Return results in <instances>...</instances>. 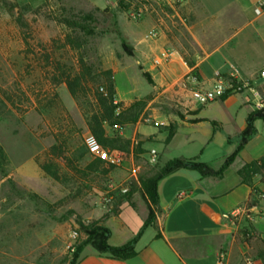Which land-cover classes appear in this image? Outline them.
<instances>
[{
    "label": "rangeland",
    "instance_id": "rangeland-1",
    "mask_svg": "<svg viewBox=\"0 0 264 264\" xmlns=\"http://www.w3.org/2000/svg\"><path fill=\"white\" fill-rule=\"evenodd\" d=\"M150 2L0 0V148L6 159L4 171H0V264H69L75 247L85 239L80 224L105 227V221L120 209L147 218V201L140 191L130 190L143 172L161 166L163 143H147L143 157L140 145H131L123 167L105 164L106 173L101 168L83 177L78 171H85V164L97 157L89 149L85 117L65 85L54 80L63 69L77 70L78 52L63 45L65 35L71 33L82 41L79 53L94 72H112L116 101L129 99L132 91V103L144 102L151 96V86L133 56L123 49L126 45L132 50L126 40L127 24H138L147 15L171 16L175 12L181 24L190 22L181 4L169 6L160 1L151 3L141 19L130 17L132 7ZM63 19L78 26L87 24L92 33L70 30ZM182 30L179 43L192 55L194 46L184 27ZM149 31L143 33L144 40ZM189 55L185 61L191 65ZM257 90L264 95V87ZM243 95L254 100L249 92ZM55 144L63 146L71 162L56 161L60 182L39 168ZM151 149L160 159L156 164L149 163ZM108 195L112 202L105 204ZM153 210L155 220L157 210ZM134 222L130 219L129 223Z\"/></svg>",
    "mask_w": 264,
    "mask_h": 264
},
{
    "label": "crops",
    "instance_id": "crops-1",
    "mask_svg": "<svg viewBox=\"0 0 264 264\" xmlns=\"http://www.w3.org/2000/svg\"><path fill=\"white\" fill-rule=\"evenodd\" d=\"M257 1L184 0L181 5L187 12L186 20H190L188 26L178 21L182 19L177 12L171 16L147 15L138 24H127L126 40L135 64L152 81L151 96L145 98L137 121L116 134L130 140L131 145L139 144L142 157L147 143H163L161 165L176 158H196L219 169L236 151V138L244 130L248 115L256 110L255 100L239 94L199 106L178 81L194 70L206 88L212 86L216 72L233 73L256 88L264 87V78L259 76L264 70V11L255 14ZM182 27L194 46L192 55L179 43ZM154 28L159 30V37L145 41L143 33ZM166 50L175 52L171 61L154 65L153 60ZM187 55L191 65L185 61ZM133 95L131 91L129 99L116 101L121 109L132 104ZM254 127L255 135L221 178L182 169L159 181L155 220L135 243V256L116 259L86 246L77 264H217L221 253L224 264H246L248 260L264 264L258 256L264 250V199L250 214L255 222L243 213L236 223L229 218L233 210H244L253 189L264 194V177L257 175L246 184L238 175L243 166L264 156V122L257 120ZM106 132L111 135L114 131L106 127ZM130 219L135 222L130 224ZM145 219V214L120 209L104 223L111 233L109 245L128 243ZM238 230L252 231L250 243L240 240Z\"/></svg>",
    "mask_w": 264,
    "mask_h": 264
},
{
    "label": "trees",
    "instance_id": "trees-1",
    "mask_svg": "<svg viewBox=\"0 0 264 264\" xmlns=\"http://www.w3.org/2000/svg\"><path fill=\"white\" fill-rule=\"evenodd\" d=\"M62 22L70 30L75 31L79 29L85 34L92 33L87 24L78 26L74 22L66 19H63ZM63 45L78 52L76 57L77 70L71 72L63 69L59 73L58 78L54 80L55 83H63L65 85L70 97L76 102L78 108L85 117L86 127L91 138L102 150L106 152L118 150L129 153L131 148L130 140L119 137L116 131L133 125L137 121L145 103L136 101L130 106L121 109L116 102L115 84L112 72L110 70L94 72L91 66L84 60L83 55L79 53L82 49V41L71 33L65 35ZM123 49L127 55L133 56L132 50H130L128 46L123 45ZM143 76L149 83H152L147 73H143ZM49 103L51 105L52 101ZM257 120H262L264 122V108L260 110L256 109L248 115L244 130L236 138L238 142L236 151L228 156L223 165L217 170L198 161L196 158H176L161 166L155 165L143 172L139 179L133 183V188L130 191L138 190L141 192L149 205V214L134 238L122 246L114 247L109 245V238L111 235L109 229L94 223L90 225L80 224V232L85 236V239L75 247L69 264H77L80 254L86 246H90L99 254L109 255L116 259L125 260L135 256V243L144 229L154 221L153 207L156 208L158 204L157 186L159 181L182 169L197 171L202 177L221 178L223 172L233 163L239 151L255 135L256 130L254 122ZM106 127L111 128L114 131L113 134L109 135L106 132ZM136 153L139 152L136 151ZM47 157L48 160L46 162H39V168L54 181H62V175L59 172L56 161L63 160L66 165L71 163L65 156L63 146L58 144L53 145L49 149ZM105 164L103 160L97 158L85 164V171H78V173L86 177L87 173L91 174L101 168L102 173H106L107 171L103 170ZM5 165L6 159L0 148L1 172L4 171ZM70 168L77 172L75 167L70 166ZM238 175L242 182L246 184H250L251 179L257 175L264 177V156L243 166L238 171ZM248 205L254 206V203ZM237 236L241 241L248 244L253 235L251 230H238ZM258 256L264 263V250H261Z\"/></svg>",
    "mask_w": 264,
    "mask_h": 264
},
{
    "label": "built area",
    "instance_id": "built-area-1",
    "mask_svg": "<svg viewBox=\"0 0 264 264\" xmlns=\"http://www.w3.org/2000/svg\"><path fill=\"white\" fill-rule=\"evenodd\" d=\"M147 2L151 1L150 4H143L142 6H134L130 9L129 15L133 20H139L142 17L146 16L149 10L152 8L153 0H146ZM160 2H164L168 5L172 4H182L184 0H160ZM264 11V1L258 0L255 4L254 12L256 15L261 14ZM159 37V30L154 28L150 30L147 34H145L144 38L146 41H153ZM175 52L173 50H166L160 58H155L153 60L154 65H165L171 61V58ZM260 78H264V70L259 73ZM178 84L181 88L188 92L191 96V100L199 105L206 106L211 102L216 100H220L222 98H226L229 96L243 94L245 92H249L252 98L255 100V108L258 110L264 108V95H262L257 88L252 84L251 81L243 78H239L233 73L222 74L220 72H216L214 74V81L210 88H206L204 83L200 80L199 75L194 71L190 70L184 77H182ZM90 151L100 160H103L108 166L112 167H123L125 163V153L113 150L110 152H106L102 150L94 141L89 146ZM149 163L156 164L157 163V153L155 150H150L149 152ZM132 176L135 178V173L133 171ZM122 192H126L127 188H122ZM264 199V194L261 192H257L256 190H252L251 200L248 201L244 210H233L229 214V218L231 221L236 223L238 216L243 213L247 219L251 222H255L256 219L252 217L251 212L256 207L257 203ZM112 202L111 196H106L104 198L105 204H110ZM254 203V206H249L248 204ZM76 233L73 234L75 236ZM225 255L220 254L217 260V264H224ZM246 264H251L248 260Z\"/></svg>",
    "mask_w": 264,
    "mask_h": 264
}]
</instances>
